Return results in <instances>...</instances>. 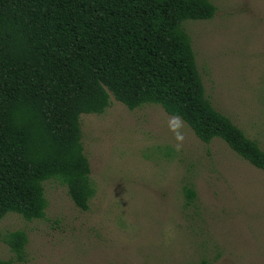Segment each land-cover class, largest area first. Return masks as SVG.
<instances>
[{"label":"rangeland","instance_id":"obj_1","mask_svg":"<svg viewBox=\"0 0 264 264\" xmlns=\"http://www.w3.org/2000/svg\"><path fill=\"white\" fill-rule=\"evenodd\" d=\"M209 1L211 18L182 22L205 96L264 149V0ZM177 118L156 104L128 109L112 95L103 112L82 113L87 209L59 180L43 181V217L0 219V260L264 264V170ZM17 230L26 236L19 255L8 243Z\"/></svg>","mask_w":264,"mask_h":264},{"label":"trees","instance_id":"obj_2","mask_svg":"<svg viewBox=\"0 0 264 264\" xmlns=\"http://www.w3.org/2000/svg\"><path fill=\"white\" fill-rule=\"evenodd\" d=\"M214 10L209 0H0V219L43 217L52 178L87 209L79 116L103 112L110 95L128 109L159 105L264 170V149L205 96L182 26ZM25 240L17 230L8 243L19 255Z\"/></svg>","mask_w":264,"mask_h":264},{"label":"clouds","instance_id":"obj_3","mask_svg":"<svg viewBox=\"0 0 264 264\" xmlns=\"http://www.w3.org/2000/svg\"><path fill=\"white\" fill-rule=\"evenodd\" d=\"M178 119V118H177Z\"/></svg>","mask_w":264,"mask_h":264}]
</instances>
